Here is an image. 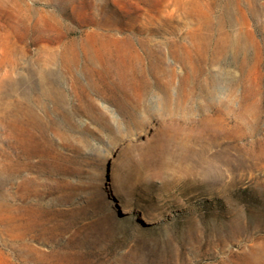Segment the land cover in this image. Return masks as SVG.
Instances as JSON below:
<instances>
[{
	"label": "rangeland",
	"instance_id": "374dc122",
	"mask_svg": "<svg viewBox=\"0 0 264 264\" xmlns=\"http://www.w3.org/2000/svg\"><path fill=\"white\" fill-rule=\"evenodd\" d=\"M0 264H264V0H0Z\"/></svg>",
	"mask_w": 264,
	"mask_h": 264
}]
</instances>
